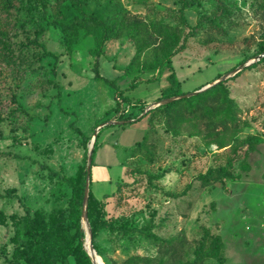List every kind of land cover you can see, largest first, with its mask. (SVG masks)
Wrapping results in <instances>:
<instances>
[{
    "label": "rangeland",
    "instance_id": "1",
    "mask_svg": "<svg viewBox=\"0 0 264 264\" xmlns=\"http://www.w3.org/2000/svg\"><path fill=\"white\" fill-rule=\"evenodd\" d=\"M141 1L125 0L133 11L144 15L148 9ZM229 1L232 23L224 24L226 30L205 29L190 38L187 48L174 56L171 68L145 71L138 77V73L126 74L136 47L126 38L110 42L100 59V70L109 79L117 78V87L94 77V59L89 54L92 36L82 38L69 53L62 33L54 27L43 40L60 54L58 62L46 57L42 67L22 81L0 64V264H9L14 257L15 216L28 209L34 215L68 204L72 189L61 177L75 176L81 166H87L86 148L89 153L101 123L122 120L116 109L117 88L127 99L121 106L128 109L126 113L142 114L170 86L172 71L181 82L177 90L187 94L220 73L256 60L251 57L264 40V15L256 10L255 0ZM161 2L179 6L176 0ZM214 3L201 0L199 11L187 10L189 21L195 24L198 12H211ZM226 80L241 109L240 117L250 122L240 136L264 135V60ZM133 101L148 105L143 110L131 105ZM129 120L108 123L96 138L90 192L97 199L94 215L102 212L110 222L97 237L99 246L119 261L133 254L159 256V244L146 235L147 230L143 232L145 227L162 239L184 236L192 247L209 227L222 233L227 258L204 264H264V142L249 156L252 170L238 169L240 179L203 186L199 175L210 166L224 164L228 150L206 146L203 138L191 135L190 123L174 135L162 112L133 123ZM146 133L147 148L132 156L131 147ZM89 202L90 196L91 225ZM82 223L86 248L87 219L82 218ZM102 259L100 264H105ZM71 264H76L73 258Z\"/></svg>",
    "mask_w": 264,
    "mask_h": 264
},
{
    "label": "trees",
    "instance_id": "2",
    "mask_svg": "<svg viewBox=\"0 0 264 264\" xmlns=\"http://www.w3.org/2000/svg\"><path fill=\"white\" fill-rule=\"evenodd\" d=\"M176 1L179 6L172 7L161 0H142L141 4L148 9L143 15L133 11L125 0H0V64H4L15 78L22 81L28 73L42 67L46 57L52 56L58 62L60 54L49 49L43 40L48 29L54 27L62 33L65 49L69 53L80 45L82 38L93 37L94 44L89 54L94 59V77L106 85L117 87V78L109 79L101 73L100 59L106 46L121 38L132 41L136 47L134 57L126 66V74L138 73V77L145 71L171 68L174 56L187 48L190 38L205 29L224 32V24L232 23L233 13L229 0H215L212 11L198 12L197 22L192 24L186 12L189 9L199 11L201 0ZM255 6L264 15V0H255ZM261 54L264 55V40L251 58ZM251 58H246L242 64ZM263 60L264 56L257 61ZM222 75L220 73L214 80ZM169 78L171 84L163 89L158 101L186 94L177 90L181 82L175 71L169 74ZM117 93L118 118L134 119L131 121L133 123L155 112H162L167 129L174 135H180L182 125L190 123L193 128L191 135L203 138L206 146L214 144L219 149L228 150L224 164L210 166L199 175L203 186L240 179L242 173L238 169L243 172L252 170L249 156L264 142V135L240 136L243 128L250 126V122L240 117L241 109L231 95L226 79L205 91L158 105L142 117L141 114H127L128 109L121 107L127 101L119 95L123 94V90L117 88ZM131 105L144 110L148 103L133 101ZM147 142L146 133L142 140L131 147V155L147 148ZM97 148L96 142L94 155ZM86 149L88 155V147ZM87 173V166L83 165L75 176L61 177L62 182L72 189L68 204L56 205L50 212L36 211L34 215L28 209L24 215L15 216V252L9 264H71L72 258L76 264H94L85 248L86 231L82 223ZM96 200L91 191L89 217L93 244L105 264H204L210 259L226 261V241L222 233L212 231L209 227L204 228L202 237L193 247L184 236L162 239L145 227L143 232L147 230L146 235L159 244L162 254H133L119 261L108 255L97 242L99 233L109 227L110 222L102 212L94 215ZM211 209H216L215 202H212ZM112 228L115 226L112 225Z\"/></svg>",
    "mask_w": 264,
    "mask_h": 264
},
{
    "label": "water",
    "instance_id": "3",
    "mask_svg": "<svg viewBox=\"0 0 264 264\" xmlns=\"http://www.w3.org/2000/svg\"><path fill=\"white\" fill-rule=\"evenodd\" d=\"M262 56H264V55L263 54L259 55L258 57H256V60L257 59H260ZM255 61H250V62L246 63L245 65H242V66H239V67L233 69L231 72H228V73L223 74L220 78H218V79H216V80L208 83L207 85L203 86L200 89L194 90V91L189 92V93L184 94V95L173 96V97L168 98V99H162L160 101L154 102V103L150 104L147 107V109L145 110V112L142 113L140 115V117H142L148 111H150L152 108H154V107H156L158 105L166 104V103H168L170 101L177 100V99H180V98H183V97H189V96H191L193 94H197L199 92L205 91L208 88L212 87L214 84H217L218 82H221L222 80L227 79L231 75L238 73L244 67L250 66ZM133 120L134 119H132L131 121H133ZM129 121L130 120H121V121L120 120H113V121H110V122L101 123L99 125V127L96 129L95 134H94V137H93L92 142H91L90 147H89L88 164H87L88 173H87L86 187H85V196H84V205H83V218L87 219V246H86V249H87L88 253L90 254V256H91L92 261H93L94 264H100V260L98 258V255L99 254H98V252L95 249V246L93 244V231H92L91 225H90V223L88 221V201H89V196H90L91 171H92L91 170V166H92L93 157H94V148H95L96 138H97V135H98V133L100 131L99 129L101 127L107 125L108 123L125 124L126 122H129ZM100 259H102L101 256H100Z\"/></svg>",
    "mask_w": 264,
    "mask_h": 264
},
{
    "label": "bare ground",
    "instance_id": "4",
    "mask_svg": "<svg viewBox=\"0 0 264 264\" xmlns=\"http://www.w3.org/2000/svg\"><path fill=\"white\" fill-rule=\"evenodd\" d=\"M100 260V259H99Z\"/></svg>",
    "mask_w": 264,
    "mask_h": 264
}]
</instances>
